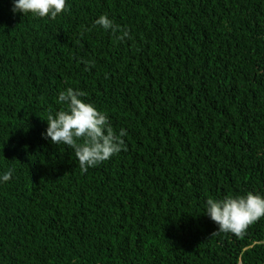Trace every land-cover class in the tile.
<instances>
[{
  "label": "trees",
  "instance_id": "obj_1",
  "mask_svg": "<svg viewBox=\"0 0 264 264\" xmlns=\"http://www.w3.org/2000/svg\"><path fill=\"white\" fill-rule=\"evenodd\" d=\"M0 264H264V0H0Z\"/></svg>",
  "mask_w": 264,
  "mask_h": 264
}]
</instances>
